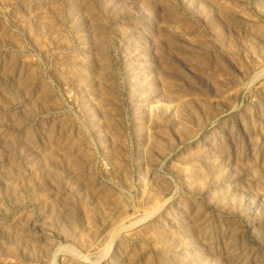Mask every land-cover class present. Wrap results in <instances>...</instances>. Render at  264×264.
I'll list each match as a JSON object with an SVG mask.
<instances>
[{
	"label": "rangeland",
	"instance_id": "374dc122",
	"mask_svg": "<svg viewBox=\"0 0 264 264\" xmlns=\"http://www.w3.org/2000/svg\"><path fill=\"white\" fill-rule=\"evenodd\" d=\"M0 264H264V0H0Z\"/></svg>",
	"mask_w": 264,
	"mask_h": 264
}]
</instances>
